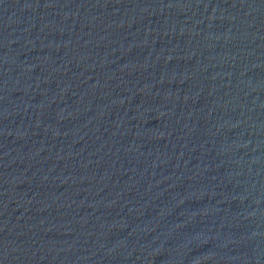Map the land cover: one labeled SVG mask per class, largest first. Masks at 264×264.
I'll list each match as a JSON object with an SVG mask.
<instances>
[{"label":"water","instance_id":"water-1","mask_svg":"<svg viewBox=\"0 0 264 264\" xmlns=\"http://www.w3.org/2000/svg\"><path fill=\"white\" fill-rule=\"evenodd\" d=\"M0 264H264V0H0Z\"/></svg>","mask_w":264,"mask_h":264}]
</instances>
